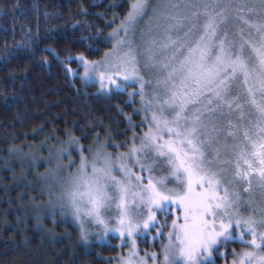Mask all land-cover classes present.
<instances>
[{
    "label": "snow or ice",
    "instance_id": "6c2138e0",
    "mask_svg": "<svg viewBox=\"0 0 264 264\" xmlns=\"http://www.w3.org/2000/svg\"><path fill=\"white\" fill-rule=\"evenodd\" d=\"M169 7L195 11L169 13L166 41H151L141 58L126 41L130 27L144 13L146 0L131 4L127 26L122 24L113 33L116 46L105 53L102 63L84 60L83 78L98 79L101 91H111L113 85L121 91L123 85H139L131 95H139L143 112L150 113L137 125L147 131L134 133L131 144L124 142L127 152L114 154L100 144L94 152L89 148L92 158L88 159L81 149L75 171L58 176L54 188L50 187V202L55 197L51 207L69 209L85 241L86 222L100 226L104 236L114 232L131 238L133 249L121 264H148L135 250V236L149 230L163 236L156 227V211L172 214L173 206L182 215L172 221L163 251L147 254L153 264L158 256L163 257L159 264H207L214 249L236 240L250 250H233L232 264H264V209L259 218L241 215L240 194L230 191L239 182L246 183L245 191L250 193L255 180L264 193V0L236 4L194 0ZM230 15L243 26L233 34L240 36L239 42L228 39ZM257 15L259 23L249 19ZM244 27L255 29L259 39L250 34L245 38ZM184 28L178 44L168 33ZM167 48L174 49L172 55L167 61L158 60V51ZM142 68L152 74L151 82L141 75ZM146 83L151 98L145 93ZM237 113V119L247 123L229 120L233 131L227 138L233 143H222L220 122ZM222 152L230 159L221 161ZM157 170L168 175L156 177ZM169 183L175 187H168ZM112 210L114 216L109 215Z\"/></svg>",
    "mask_w": 264,
    "mask_h": 264
},
{
    "label": "trees",
    "instance_id": "16d2710c",
    "mask_svg": "<svg viewBox=\"0 0 264 264\" xmlns=\"http://www.w3.org/2000/svg\"><path fill=\"white\" fill-rule=\"evenodd\" d=\"M133 2L0 0V264L116 263L119 238L87 242L58 207L45 216V191L67 140L88 148L146 129L128 90L106 94L81 76V57H105Z\"/></svg>",
    "mask_w": 264,
    "mask_h": 264
},
{
    "label": "rangeland",
    "instance_id": "374dc122",
    "mask_svg": "<svg viewBox=\"0 0 264 264\" xmlns=\"http://www.w3.org/2000/svg\"><path fill=\"white\" fill-rule=\"evenodd\" d=\"M194 0H146V8L144 10V13L140 16L137 17L136 23L134 25V28L130 27L129 29V35L127 38L126 43H130L135 50V54L137 58H141L142 53L144 51V48L150 44L151 41L155 40L157 42H162L166 41L167 36H166V25L167 21L165 17L169 13L172 15H176L179 12H187L188 14H191V12L195 10H189V9H184L183 7L179 10L173 9L169 7L170 5L173 4H179V5H185L189 3H193ZM203 2H212V0H203ZM221 3H228L231 2L233 4L240 3L242 0H219ZM250 2L258 3L259 0H250ZM128 14L125 15V17L120 20V22L115 26L114 32L119 30L121 28V25L124 24L127 26L126 20H127ZM254 23H259L261 20V17L259 15L257 16H252L249 17ZM230 31L228 33V39L235 40L236 42H239L240 36L238 34L233 35L234 33H238L239 29L243 27L240 25L236 20L232 19L231 15L229 17L228 21V26H227ZM187 29H178L176 31H173L171 33H168L172 36L174 40H177L178 44L180 41L183 40L185 31ZM249 34L251 35L252 38L259 39V36L256 32L255 29H248L244 27V35L245 38L249 37ZM120 38H124V33L121 31L120 32ZM115 40L113 43V46L111 49L108 50V52H111L115 48ZM127 50V49H125ZM174 51L173 48H167V49H162L158 51L157 53V59L160 61H167L168 58L172 55V52ZM86 61H89L93 64L95 63H102L105 60V57L102 59H97V60H90V59H85ZM84 60L81 61V66H82V71H81V76L82 78L84 77V66H83ZM95 75V74H94ZM141 75L144 76V79L146 82H151L152 81V74L147 73L143 70H141ZM83 80H85L83 78ZM86 81V80H85ZM87 81H92V80H87ZM94 82V81H92ZM95 83L99 86L100 88V83L99 80L96 79ZM112 90L108 92H113L116 91L117 89L115 86H111ZM124 90L129 91V96L131 98H134L136 101V106L137 109H140V112L142 113V120L144 119L145 115H150V113L146 114L143 112L142 105L140 104L141 97L139 95L132 96L131 93L133 92H138L139 91V85L138 84H128V85H123ZM105 92V91H103ZM151 92L152 89L149 87V83L145 84V93L147 95V98H151ZM106 93V92H105ZM108 94V93H106ZM249 109L247 106H245V114L247 115ZM238 113L233 114L231 116H226L221 120V128H220V137H221V142L222 143H227L231 145L233 143L231 138H227V133L229 131H233L232 128L229 127V120L232 122V124H240V123H247V119L244 121H240L237 119ZM145 128V126H143ZM144 131H147V128L143 130L142 132H136L134 130L131 135H129L126 138H117L116 136L109 135L105 136L106 138L103 139H98L95 142L89 144L88 148H84V146H87L85 143L78 141L76 139H69L65 143L67 146V149L61 151L62 154L57 152L50 162L53 163L54 158L55 161L52 165H49V175L56 182V179L58 176L61 175H66L67 172L69 171H75L76 166L79 165L80 163V155L77 158L75 154H81V149H83V155L87 157L88 159L92 158V152H89V148L93 150V152L96 150L97 146L100 144H103L106 146V149L108 152L111 153H119V152H127L128 147L124 145L125 141H128L129 144L132 142V137L134 133L136 135L142 134ZM137 145H139V140L135 142ZM116 145H121V147L117 148ZM57 157V159H56ZM230 159V156L221 154L220 160L225 161ZM51 164V163H50ZM71 164V167H68ZM58 165H60V168L58 169ZM64 165V166H63ZM223 167L227 169L229 166L227 164H224ZM135 171H139V169H135ZM154 173H156L159 178H163L164 176L168 175L166 172L157 170ZM147 175V173H144ZM254 185H252V191L246 192L245 189L248 188V185L246 183L241 184L237 182L234 187H230V191H235L239 192L240 194V200L238 202V208L237 210L241 213V215L247 216V215H255L257 218H259L261 214V210L264 209V193L261 192V190L256 186L255 180L253 181ZM55 183H53L54 188ZM168 187H175L174 183H169ZM49 189L45 191L46 198L49 197ZM223 194V193H221ZM51 203V202H50ZM51 206L48 204V211H45V216L49 215L50 213ZM60 209V208H59ZM173 210V214L167 215V212H160L156 211V217L158 224L156 225L157 228L161 229V231L164 232V235L161 236L158 234V232L154 230H149L146 233L140 234L138 233L135 236V250L138 253L139 257H142L144 259L148 260V264H153V262L148 259V253L155 252L157 254L161 253L163 251V246L168 243V240L166 238L167 232L171 230L170 225L174 219H176L177 215H182V212L180 209L176 208L173 206L170 211ZM56 211V209H55ZM63 212L67 213L72 222L79 228L78 230L81 231L79 223L75 220V218L71 215V211L67 208L62 210ZM57 213V211H56ZM109 215H115V211L112 210ZM60 216V215H59ZM51 217V216H50ZM169 219V220H168ZM181 223L183 221H180ZM167 223L169 227L167 228H162V225ZM85 230L88 233V238L87 242L90 241H95L98 240L100 242H110L115 241L112 238H119L117 241L121 247L119 250V256L115 264H121V258L123 259H128L129 258V253L133 249V244H132V239L128 238L125 236L124 238H121L119 233H114V232H109L106 236L102 234V231L100 229V226L91 223V222H86L84 225ZM155 237V238H154ZM114 238V239H115ZM245 239H251L250 236L245 235ZM157 241V245H156ZM233 250H235L236 253H240L243 250H250L247 245L242 244L239 240L229 242L226 245L220 246L216 249L213 250V255L212 257L207 261V264H232V261L236 258L233 256ZM163 259L162 256H158L157 259V264H159V261ZM221 261V262H220Z\"/></svg>",
    "mask_w": 264,
    "mask_h": 264
}]
</instances>
